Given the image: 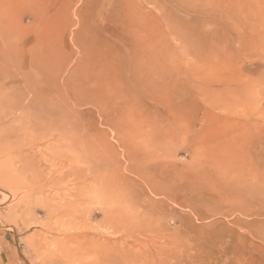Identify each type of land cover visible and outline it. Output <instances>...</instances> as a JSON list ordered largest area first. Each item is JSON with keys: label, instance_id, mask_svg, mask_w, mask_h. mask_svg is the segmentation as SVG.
<instances>
[{"label": "rangeland", "instance_id": "374dc122", "mask_svg": "<svg viewBox=\"0 0 264 264\" xmlns=\"http://www.w3.org/2000/svg\"><path fill=\"white\" fill-rule=\"evenodd\" d=\"M149 1L0 0L1 56L30 75L32 89L72 97L75 122L102 153L92 159L99 176L117 162L122 175L121 199L104 203L93 176L61 164L68 146L6 150L0 177L23 188L6 202L0 194V264H101L95 250L104 264H264V55L240 47L215 0ZM3 85L24 88L20 78ZM86 93L103 97V114ZM1 95L0 135L31 134ZM42 152L54 157L41 164L43 175L21 169V156ZM84 166L75 162V170ZM51 174L43 191L19 201L24 186ZM55 193L78 195L77 209L95 213L88 222L98 230L66 240L76 220L60 216L66 225L56 229L58 212L44 206L60 201ZM105 207L123 219L117 233L101 222ZM65 246L86 254L62 258Z\"/></svg>", "mask_w": 264, "mask_h": 264}, {"label": "bare ground", "instance_id": "6f19581e", "mask_svg": "<svg viewBox=\"0 0 264 264\" xmlns=\"http://www.w3.org/2000/svg\"><path fill=\"white\" fill-rule=\"evenodd\" d=\"M172 1L178 6H182V5H190V3H193L195 0H172ZM215 1H216L217 14L223 19V21L225 20V21L231 22L232 25L237 29L238 37L240 38V41H239L241 44L240 47L252 48V51H250L249 54L256 53V54L264 55V0H215ZM149 2H151V0ZM203 12L205 11H201L202 14ZM252 34L254 35L257 34L259 36V38H257V41L255 40L253 41L254 38L250 37ZM245 39L249 41L250 43H246L244 41ZM12 57L15 60V56L12 55ZM10 63L11 62L9 58H7V61H6L4 57H2L0 54V78H1L0 80L12 81V80H15L16 78L18 79L20 78L23 81L24 88H22L19 91L6 92L7 89L5 90L6 87H4L5 85H3V88L0 91V94H2L3 96L6 95V96L3 98L2 103H6V107L11 108V110H14L15 112L19 111V113L15 116V120H20L24 122L25 124L30 123V127L32 130L30 129L31 134L25 133V131L24 133H20L18 131V132H11V133L5 132V134L0 135V158L4 157L5 151L11 148L13 151L23 152V148L25 146H28L30 149H34L36 143H44L48 140L52 142L53 141L57 142L58 148H61L63 146L69 147L68 152L64 156H62V157H65V159L60 161L62 162L61 164L63 165V167L65 166L67 167L65 170L75 171L79 174L81 173L84 176H88V175L93 176L96 182L94 183V185H92V187L94 188V191L97 192L98 198H100L101 201H104V203L113 202L115 198L120 200L121 190L119 187V182L122 180V175L120 173L121 164L120 162H117L113 168V171H111L107 175L104 174L102 177L99 176L98 170H96L95 169L96 167L92 165V159H94V156H97V155L100 156L102 153H99L100 150L98 152L96 151L94 144L92 142V137L90 136V133L82 129L77 124L78 121L75 122L76 118H75L73 111L71 110V106H72L71 102L73 98L65 97L60 93H51L50 95H45V94L43 95L39 92L40 90L32 89V85H31L32 81H31L30 75L26 71H24L21 67H19L18 69V67H15V65H10ZM38 73H41V72L39 71ZM38 77L40 79V76ZM76 91L77 90H75V92ZM75 94L77 96L80 95L78 93H75ZM83 96L85 97H83L82 99L87 100V101H91V99H94L95 100L94 103L98 106L100 110H102V114L104 113L103 111L105 110V104H104L105 101L103 97L99 96L98 98L97 95L92 96L89 93H86ZM76 99H78V97ZM82 99H80L79 101H81ZM6 114H8V112ZM64 149L66 150V148ZM35 153L34 155H28V154L23 155L20 157L19 160L21 162V169L24 172H32L35 177H39L40 175H43V172L41 170V164L50 163L52 157L50 158V155H45L42 152L41 158L37 159L36 158L37 154ZM57 157H61V153ZM76 161L83 162L85 164L84 168H78V170H75ZM17 170L18 169H15V174L18 173ZM54 173H56V171ZM59 174L63 175V172H60ZM99 177H101V179ZM6 179L2 178V176L0 177V185L2 187V189H0V194L1 193L3 194V200L5 202L9 199L17 198L19 196L18 192L23 188V186L19 189L15 188L13 185L9 186L8 179L7 180ZM53 180L54 178L51 174L49 178H47L44 182H41L40 186L38 185L39 187H34V188H30L26 190L27 186H24L25 194L22 195L21 198L19 197L20 198L19 201H21L23 197H26L28 194L30 195V194H33L34 192L43 191V188L46 187L48 183ZM55 195L60 198V201L54 205L46 201L44 202V206L46 208V211H48V213H50L51 216L53 215L52 213H56V211L58 212L59 216L56 214L57 216L54 217L53 219L54 224L56 225V229L58 230L57 226L64 225L62 227H65L66 225V222H61L62 220L60 219V216L71 215L76 220V222L75 224L74 223L68 224L67 225L68 230L64 228L66 230V231L63 230L64 238L66 240H76V241L80 239L89 238L91 236L89 232H93L95 227L91 225L88 221L92 219V217H94L95 213L93 214L91 212H88L83 216L82 213L77 209V206L79 204L77 200L79 196L76 194L70 193L69 195L71 198L69 199H65V197L64 198L61 197L59 193H55ZM101 214L103 216V219L101 220V222L107 224L108 228L113 229V231L117 233V231H119L118 226L121 223H123V219L118 217L117 214L110 211V209L106 207L101 210ZM53 229L54 231L56 230L55 228ZM80 229H82L81 231H83V234L81 235L77 234V232ZM56 240H59V239L57 238ZM73 248H66V246L65 248L60 247V250L58 251L57 254L58 256H61L63 258V257H68V256L70 257V255L72 256V254L74 256L75 254L76 255L82 254L86 250V247L84 246H80V247L78 246L75 249ZM53 253L55 252H52V254ZM93 254L98 255L99 259L100 258L102 259V260L100 259L99 261V259L97 258L98 261L101 262V264H104L106 262L105 260L106 254H104L103 250H100V251L95 250ZM117 255L119 258H122V256L124 255V251L120 250V254H117ZM53 256L55 257V255ZM51 258L52 260H54L52 256ZM88 259H92V258H88ZM110 259H113V258L111 257ZM54 262L55 261H53V263Z\"/></svg>", "mask_w": 264, "mask_h": 264}]
</instances>
